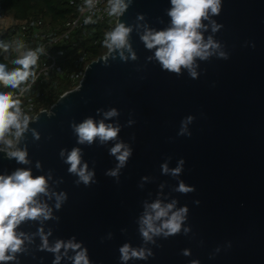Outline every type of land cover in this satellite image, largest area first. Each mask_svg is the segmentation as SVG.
Returning a JSON list of instances; mask_svg holds the SVG:
<instances>
[{"label":"water","instance_id":"1","mask_svg":"<svg viewBox=\"0 0 264 264\" xmlns=\"http://www.w3.org/2000/svg\"><path fill=\"white\" fill-rule=\"evenodd\" d=\"M222 4L220 15L213 17L223 25L215 38L229 59L198 62L200 76L192 79L186 70L177 76L163 71L154 59L148 61L154 50L145 48L139 37L143 28L135 27L145 23L157 30L168 27L170 0H133L120 20L134 26L130 43L137 59L112 60L108 51L88 65L76 88L41 111L20 143L27 145L29 165L0 153V174L20 167H30L34 176L52 170L50 189L68 195L62 208L53 211L59 222L29 221L18 230L32 234L40 227L45 232L51 229L50 243L75 236L88 249L92 264H120V246L142 243L137 219L143 203L176 198L178 206L189 208L186 226L191 233L158 239L160 247L148 245L154 257L129 264H189L192 259L200 264H264V0H222ZM137 14L145 20L138 21ZM209 34L210 28L205 36ZM113 107L120 115L105 123L122 125L119 139L133 149L119 183L105 175L116 166L109 155L116 141L101 146L97 139L91 147L78 145L70 127L72 121L80 123L89 116L99 121L103 114L97 115V109ZM188 115L195 117L189 125L191 137L177 136ZM129 119L135 120L131 127L125 126ZM31 129L39 132V141ZM73 147L82 148L83 161L95 170L97 182L91 186H77L59 156L62 148ZM181 158L185 165L180 177L162 173L163 163L174 168ZM37 161L41 169L36 168ZM181 179L196 190L174 192ZM41 199L54 206V198ZM229 241L231 248H225ZM39 244L36 237L28 245L30 254L19 257L20 264H52L53 255L38 251ZM218 246L221 251L209 259ZM186 248L191 250L189 257L181 255ZM61 264L70 262L65 259Z\"/></svg>","mask_w":264,"mask_h":264},{"label":"clouds","instance_id":"2","mask_svg":"<svg viewBox=\"0 0 264 264\" xmlns=\"http://www.w3.org/2000/svg\"><path fill=\"white\" fill-rule=\"evenodd\" d=\"M98 3L99 0H84V5L80 6L79 11L83 12L85 7L92 9ZM132 4L133 0H107V15L117 18V23L105 33L103 40V46L113 54L112 60L119 58L122 62H127L129 59L133 61L137 59L130 43L134 26L120 20ZM170 5L171 7L166 10L167 16L170 17L168 27L157 30L146 23L135 25L136 28H143V31L139 32V37L145 48L149 51L154 50V54L147 57L148 61L154 59L163 71L177 76H181L182 70H186L189 77L198 79L200 76L197 71L198 62L209 61L213 57L229 59L225 46L215 38V34L223 28L222 24L213 19L222 11V0H170ZM136 19L144 21L145 16L137 14ZM95 22L91 15L84 19L85 24ZM209 28L211 34L205 36ZM250 46L254 48L255 44L252 43ZM12 47L18 55L11 63L17 67L9 71L5 63H0V85L18 90L19 95L14 91H0V146H2L0 153L10 161L15 160L17 164L29 165L31 161L28 159L27 145L21 147L20 143L30 130L31 117L23 110L20 97L30 91L32 84L36 82L35 67L40 55L44 53V48L39 46L36 49H26L22 40L14 41ZM0 48L8 52L10 45L0 42ZM126 52L128 55H125ZM105 66L108 64L105 63ZM101 113L103 119L99 121L89 116L80 123L72 121L70 127L78 145L91 147L97 139L101 146L116 141L109 149V155L115 158L116 166L106 171L105 175L114 177L119 183L121 169L127 166L133 149L130 144L119 139L122 125L118 122L105 123L120 115L118 109L114 107L107 111L97 109V115ZM194 120L195 117L192 115L184 117L180 122L177 136L191 137L189 125ZM133 124L135 120L129 119L125 126L131 127ZM31 133L34 140H40V134L36 129H31ZM131 139L135 140V136L133 135ZM83 155L80 147H73L70 151L62 148L59 152L63 163L69 166L67 172L76 177L74 183L77 186L83 184L88 187L97 181L94 168L89 169L88 163L83 161ZM170 160L171 156L168 157V161ZM168 161L161 165L162 173L173 178L180 177L185 160L179 159L174 168H169ZM35 166L37 169L42 168L40 161H37ZM147 179L142 177V181ZM51 180L52 170H49L47 175L34 176L30 167L16 168L10 174H0V264H20L19 257L30 254L28 245L33 244L36 237L40 239L37 250L51 253L54 257L52 264H61L65 259L70 264H92L88 249L82 241H77L75 236L50 243L51 229L45 232L44 228L40 227L32 234L18 230L23 223L29 221L40 224L48 220L59 222L60 217L54 216L53 211L55 209L58 212L62 208L68 195L64 191L51 190L49 184ZM57 183H63V180ZM140 186L143 187V183ZM195 190V186L186 184L182 179L178 180L177 186L173 189L180 194L192 193ZM41 197H47L48 200L54 198V206H49ZM194 203L199 205L200 201L196 200ZM178 205L179 201L176 198L169 202L159 197L152 202L143 203V211L137 219L142 243L136 247L130 243L120 246L118 249L120 264H129V261L135 260L147 261L155 255L148 245L160 247L158 239L166 240L176 235L188 236L191 233V227L186 226L189 208L187 205ZM107 238L111 239L112 234L109 233ZM224 247L231 248V242H227ZM220 251L221 247H216L209 259H214ZM191 254V250L187 248L181 251V255L185 257ZM189 264H200V261L192 259Z\"/></svg>","mask_w":264,"mask_h":264},{"label":"trees","instance_id":"3","mask_svg":"<svg viewBox=\"0 0 264 264\" xmlns=\"http://www.w3.org/2000/svg\"><path fill=\"white\" fill-rule=\"evenodd\" d=\"M83 1L0 0V18L41 23L25 30L14 25L0 32V42L10 45L8 52L0 48V63H5L9 71L17 67L11 63L18 55L12 47L14 41L22 40L26 49H36L39 46L44 48V53L40 55L35 67L36 82L22 100V107L28 105V109L24 111L31 119L41 111L49 110L64 93L78 86L83 77V68L80 71L77 64L83 55L86 56V63L90 64L108 53V49L103 46V40L105 33L115 26L114 23L89 24L60 38L68 31V25L80 12L79 8ZM44 31L51 33L52 36L41 39L40 34ZM58 38L57 41L53 40ZM53 59L56 61V69L45 74L40 73L42 63L49 64ZM0 91L18 93V90L8 89L2 85Z\"/></svg>","mask_w":264,"mask_h":264},{"label":"built area","instance_id":"4","mask_svg":"<svg viewBox=\"0 0 264 264\" xmlns=\"http://www.w3.org/2000/svg\"><path fill=\"white\" fill-rule=\"evenodd\" d=\"M83 5H84V1H83ZM89 15H91L93 17V19L96 21L95 23H104V22L114 23V24L117 23V18L109 17L107 15V0H99V3L94 8L88 9L87 7H85L83 12H79L77 14V16L68 25V31L65 32L64 34H62L60 36V38L66 37L70 32L75 31L77 29H82L86 25H89V24L84 23L85 17H87ZM95 23H90V24H95ZM40 24H41L40 22H36V21H13L12 19H10L8 17H2V18H0V32H2V31L6 30L9 27L14 26V25H17V26L21 27L22 30H25L26 28H28L30 26H36V25H40ZM51 36H52L51 33H48L45 31L40 34L41 39H45V38L51 37ZM53 40L57 41V40H59V38L53 39ZM88 65L89 64L86 63V56L83 55L77 64V68L80 69V71L83 68L82 74H84V71L88 67ZM55 69H56V61L53 59L52 62L49 64L42 63V68H41L40 73L45 74L46 72L51 71V70H55ZM17 95H19V93H17ZM25 96H26V92L23 94V96L20 97V99L23 100L25 98ZM22 108H23V110H27L28 105H25ZM37 115H35L31 119V121L34 120V118Z\"/></svg>","mask_w":264,"mask_h":264}]
</instances>
